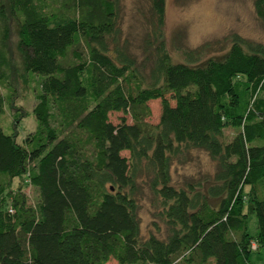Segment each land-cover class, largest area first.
I'll return each mask as SVG.
<instances>
[{"label": "trees", "instance_id": "obj_1", "mask_svg": "<svg viewBox=\"0 0 264 264\" xmlns=\"http://www.w3.org/2000/svg\"><path fill=\"white\" fill-rule=\"evenodd\" d=\"M150 4L142 60L121 43L119 0L0 4V119L15 107L14 32L38 124L23 143L0 124V264H253L264 249V44L234 36L222 56L174 63L166 0ZM255 8L264 21V0ZM193 151L215 171L177 183ZM143 184L158 220L147 237Z\"/></svg>", "mask_w": 264, "mask_h": 264}, {"label": "rangeland", "instance_id": "obj_2", "mask_svg": "<svg viewBox=\"0 0 264 264\" xmlns=\"http://www.w3.org/2000/svg\"><path fill=\"white\" fill-rule=\"evenodd\" d=\"M256 0H166L165 9V42L167 51L174 63H186L187 52H199L203 58L219 57L226 53L234 36L264 44V21L258 16L255 8ZM119 20L123 41L129 42L130 53L139 60L146 57L143 52V40L149 32L151 4L150 0H119ZM3 0H0V4ZM1 25V21H0ZM2 34L0 31V44ZM6 48L11 59L10 84L16 88L13 109L6 108V114L0 119L5 131L16 130L18 141L33 135L38 127L33 115L36 105L33 87L35 83L24 84L23 67L17 53L18 36L12 32L6 38ZM149 69V68H148ZM148 71V70H147ZM6 95L7 92L3 90ZM152 116L149 122L157 125L161 116V101L149 103ZM22 113L17 123L16 114ZM125 117L123 113H112L110 121L118 125ZM128 118V117H127ZM129 123L131 120L128 118ZM235 131H226L228 138L235 135ZM129 157V153L123 154ZM215 163L207 154L193 151L192 160L175 168L174 178L182 183L190 178H200L202 175L212 174ZM25 184V183H24ZM24 193L31 204L37 201V192L34 187H24ZM139 195L140 218L142 235H149L153 231L154 222L157 221L156 210L148 187L141 186ZM251 231L256 233L255 218L252 219ZM253 264H264V249L258 247L253 251ZM107 264H118L112 259Z\"/></svg>", "mask_w": 264, "mask_h": 264}, {"label": "built area", "instance_id": "obj_3", "mask_svg": "<svg viewBox=\"0 0 264 264\" xmlns=\"http://www.w3.org/2000/svg\"><path fill=\"white\" fill-rule=\"evenodd\" d=\"M253 249H254V250L257 249V245H253Z\"/></svg>", "mask_w": 264, "mask_h": 264}]
</instances>
